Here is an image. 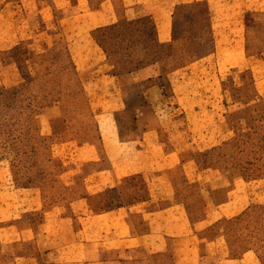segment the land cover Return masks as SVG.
<instances>
[{"label":"rangeland","instance_id":"rangeland-1","mask_svg":"<svg viewBox=\"0 0 264 264\" xmlns=\"http://www.w3.org/2000/svg\"><path fill=\"white\" fill-rule=\"evenodd\" d=\"M182 1L173 30L189 34V56L174 60L170 77L109 87L104 75L168 50L156 48L149 18L116 11L103 24L99 11L79 14L66 0H0V12L13 16L0 22V33L10 31L0 48L15 43L0 49V264L52 263L26 229L72 214L85 177L113 168L104 153L98 162L79 160V144L101 149L114 138L131 146L149 127L177 162L111 176L92 204L168 207L161 216L184 224L197 247L192 254L181 241L180 264H225L219 255L264 264V101H249L246 67L221 63L213 40L226 20L213 33L204 0Z\"/></svg>","mask_w":264,"mask_h":264},{"label":"crops","instance_id":"crops-1","mask_svg":"<svg viewBox=\"0 0 264 264\" xmlns=\"http://www.w3.org/2000/svg\"><path fill=\"white\" fill-rule=\"evenodd\" d=\"M66 1L71 2L79 14L85 12L93 14L99 11L98 18L103 24L110 23L112 20L108 19L115 17L116 11H121L125 19L147 17L151 20L155 41L158 44H168L169 54L155 61L139 64L129 71L112 76L104 75L101 78L103 86L105 83L109 87L130 86L149 82L164 74L170 77L172 67L175 66L174 60L182 61L192 51L191 39L186 31L179 35L173 34L172 19L176 0ZM203 2L208 8L206 15L210 20L212 32L215 26H219L220 21L223 23L226 20L227 23V27L219 31L213 40V45L218 51L225 54V61L222 59L224 62L221 63H225L226 66L246 67L250 76L247 83L252 88L249 101H264V0ZM219 7H222L224 12L215 14L213 9L217 11ZM25 11L28 17L31 9L25 8ZM3 19L12 20L13 16L2 11L0 22ZM23 28L24 26H21V29ZM18 30H15V35ZM74 32L77 33L76 30ZM8 33L10 35V31H2L0 37L3 38ZM20 36L23 39V36ZM12 45L0 49H7ZM111 140L102 144L104 146L101 149L95 143L82 142L78 145V155L81 157L79 160L98 162L101 159L100 154L104 153L113 164V168L110 173L101 170L91 173L89 177L86 176L85 191L72 202L73 213L48 215L43 221L35 222L32 227L26 229L30 234L29 238L31 237L39 249L51 259V264H180L181 256L177 252L181 241L187 240L189 244L187 248L192 254L197 247L192 236L183 235L184 224L172 222L161 216L163 212L169 211L168 207L151 210L142 202L141 205L133 203L102 208L98 206L99 201L96 200L95 205L91 201L112 185L111 176L113 179H120L130 174L149 172L155 169L159 162L174 164L177 162L175 158L177 153L163 151L157 137V129L153 127L143 131L142 136L131 143V146L114 138ZM79 203H82V208L84 205V212L79 210L81 209L78 207ZM218 258L220 260L218 262L225 264H232L235 261L226 256L219 255Z\"/></svg>","mask_w":264,"mask_h":264},{"label":"trees","instance_id":"trees-1","mask_svg":"<svg viewBox=\"0 0 264 264\" xmlns=\"http://www.w3.org/2000/svg\"><path fill=\"white\" fill-rule=\"evenodd\" d=\"M173 34H174V30H173ZM175 35V34H174ZM151 39L155 42V44L157 45L156 46V48H158V47H163V46H168V44L166 45V44H158L156 41H155V39H154V34H153V27H152V33H151ZM167 54H169V47H168V50L163 54V55H159L158 57H156V59L155 60H157V59H160L161 57H163L164 55H167ZM154 60V61H155ZM137 67V66H136Z\"/></svg>","mask_w":264,"mask_h":264}]
</instances>
